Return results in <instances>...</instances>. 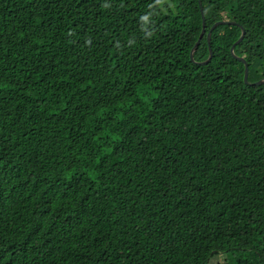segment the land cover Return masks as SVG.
I'll use <instances>...</instances> for the list:
<instances>
[{"label": "trees", "instance_id": "trees-1", "mask_svg": "<svg viewBox=\"0 0 264 264\" xmlns=\"http://www.w3.org/2000/svg\"><path fill=\"white\" fill-rule=\"evenodd\" d=\"M199 1L0 0V264H264V84L230 51L242 24L264 78V0H202L237 23L202 65Z\"/></svg>", "mask_w": 264, "mask_h": 264}, {"label": "water", "instance_id": "water-1", "mask_svg": "<svg viewBox=\"0 0 264 264\" xmlns=\"http://www.w3.org/2000/svg\"><path fill=\"white\" fill-rule=\"evenodd\" d=\"M200 3V9H201V13H202V21H203V26H202V31L200 33V36L197 40V42L195 43V45L193 46L192 50H191V54H190V57H191V60L194 62V63H197V64H207L209 63L212 58H213V48H212V45H211V39H212V33H213V30L218 27L219 25L221 24H237L235 21H232V20H226V19H221V20H218L216 21L211 27L210 29L208 30L207 32V24H206V17H205V13H204V7H203V3H202V0L199 1ZM242 28V33H241V36L239 37V39L232 45L231 47V53L232 55L239 61H242L244 64H245V74H244V81L247 83V84H251V85H261V84H264V78L260 79V80H257V81H250L249 80V73H250V67H249V64L246 60V58L244 56H240L238 54L235 53V48L238 44H240L245 35H246V29L245 27L242 25V24H239ZM207 33V39H208V43H209V48H210V55L209 57L204 60V61H196L195 60V53H196V50L198 49L203 37L205 36V34Z\"/></svg>", "mask_w": 264, "mask_h": 264}, {"label": "rangeland", "instance_id": "rangeland-1", "mask_svg": "<svg viewBox=\"0 0 264 264\" xmlns=\"http://www.w3.org/2000/svg\"><path fill=\"white\" fill-rule=\"evenodd\" d=\"M226 256L223 254H219L218 256H214L211 259L212 264H218L219 262H223L225 260Z\"/></svg>", "mask_w": 264, "mask_h": 264}, {"label": "clouds", "instance_id": "clouds-1", "mask_svg": "<svg viewBox=\"0 0 264 264\" xmlns=\"http://www.w3.org/2000/svg\"><path fill=\"white\" fill-rule=\"evenodd\" d=\"M106 7H107V5H106ZM144 19L146 20V19H147V17H145Z\"/></svg>", "mask_w": 264, "mask_h": 264}]
</instances>
